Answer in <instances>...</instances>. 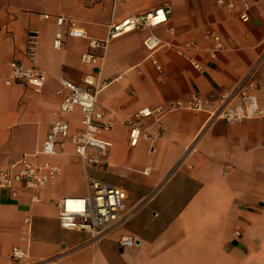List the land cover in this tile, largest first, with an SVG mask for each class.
<instances>
[{"label":"crops","instance_id":"obj_1","mask_svg":"<svg viewBox=\"0 0 264 264\" xmlns=\"http://www.w3.org/2000/svg\"><path fill=\"white\" fill-rule=\"evenodd\" d=\"M216 1L0 0V167L40 149L56 117L61 78L104 82L96 108L114 121L103 135L110 142L103 165L82 164L65 145L46 157L61 172L39 201L18 185L0 187V264H264V118L211 116L212 98L243 80L253 84L254 102H264V0H248L247 22L238 17V0H225L233 8ZM161 5L170 7L166 24L109 40L95 63L81 56L102 51L66 28L62 47H53L58 16L103 40L111 23ZM31 29L37 32L34 65L46 74L40 91L5 84L11 61L32 66L25 55ZM149 31L162 41L155 53L161 72L142 45ZM208 32L223 44L214 59ZM189 41L196 47L185 51L203 72L176 52ZM192 92L209 100L204 110L168 109L173 101L186 104ZM142 107L160 111L141 119L148 138L131 147L123 122ZM80 115L78 108L68 114L70 130L80 128ZM90 180L124 189L131 212L119 230L97 239L57 220L58 199L88 194ZM121 236L134 244L119 246ZM13 246L23 259L11 258Z\"/></svg>","mask_w":264,"mask_h":264},{"label":"built area","instance_id":"obj_2","mask_svg":"<svg viewBox=\"0 0 264 264\" xmlns=\"http://www.w3.org/2000/svg\"><path fill=\"white\" fill-rule=\"evenodd\" d=\"M220 6L233 8L230 1L217 0ZM240 9L238 17L242 22L249 20L248 11L250 2L238 0ZM170 7L161 5L143 13L132 14L123 19L111 23L108 28L106 39L96 40L86 36L84 31L75 28L71 22L64 17L58 16L55 19L56 30L53 38V47L60 49L63 41V28L66 33L73 37L87 38L88 46L92 49H100L102 54L95 56L92 53H85L81 56L84 63H95L103 58L106 45L109 40L135 30H149L154 27L166 24ZM47 17V16H45ZM170 31L173 29L170 28ZM211 40L212 45L208 55L214 59L222 50L223 44L218 34L208 32L205 35ZM37 44V32L29 30L26 38L25 55L32 63V66H23L16 61L9 63V74L5 84L23 83L34 91H40L45 84L46 74L43 70L34 65L35 49ZM161 39L149 31L142 40V45L148 53L149 60L157 72H161V65L155 57V53L161 46ZM196 47L194 42H185L177 48L176 52L185 57L196 71L203 72L199 60L187 53L185 49ZM61 89L58 94L61 97L55 119L50 123L49 129L41 143L40 149L34 155H23L11 165L0 167V187L10 188L18 185L26 190L36 193L32 201H39L38 194L44 187L55 179L61 172L58 164L48 160L62 152L65 145L72 148L74 158L84 165H103L110 142L103 138V135L112 129L113 119L106 113L96 108L97 93L105 83L97 85V80L92 76H85L82 84H77L66 79H60ZM253 84L249 80H243L235 86L221 91L212 98L213 118L240 121L247 117L264 118V102L256 104L252 96ZM209 100L196 92H192L189 101L183 104L181 101L169 103L168 109L184 107L194 111H202L206 108ZM78 108L80 111V128L70 130L67 116ZM158 109L142 107L123 124L128 130V144L131 147L137 145L140 139H147V132L141 127V119L150 117L159 112ZM151 149H153L151 147ZM41 156V157H40ZM90 192L83 196H63L56 203L57 220L61 228L78 232H87L93 239L108 236L119 230L131 216L126 210L125 201L127 193L118 186L102 183L95 180L88 182ZM15 194V191L12 192ZM236 236L239 232L235 231ZM121 247H129L134 244V239L121 236L118 240ZM10 256L18 261L24 258V253L17 247L11 248Z\"/></svg>","mask_w":264,"mask_h":264}]
</instances>
